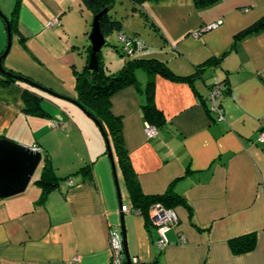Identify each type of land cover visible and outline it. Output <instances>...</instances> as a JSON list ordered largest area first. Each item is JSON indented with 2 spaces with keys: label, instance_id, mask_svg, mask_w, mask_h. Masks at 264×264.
<instances>
[{
  "label": "crops",
  "instance_id": "crops-1",
  "mask_svg": "<svg viewBox=\"0 0 264 264\" xmlns=\"http://www.w3.org/2000/svg\"><path fill=\"white\" fill-rule=\"evenodd\" d=\"M15 1L0 0L8 19ZM139 8L166 44L165 49L140 50L136 40L134 59L157 58L182 77L212 61L194 86L155 76L154 101L163 120L156 124L154 139L147 140L144 133L149 80L144 70L136 72L139 88L124 87L111 98L110 110L121 120L124 149L142 193L161 196L171 188L183 199L173 207L177 221L166 234L167 245L158 247L150 212L146 218L134 210L111 137L107 134L126 213H121L97 125L72 103L18 81L0 84V139L39 150L60 180L43 201L39 178L32 185L35 176L25 193L0 198V264H70L76 257L79 264H111L110 232L123 242L121 214L132 261L264 264V142L259 141L264 131V30L231 48L238 33L264 16V0H220L201 9L193 0H162ZM83 13L79 0H21L18 31L12 34L4 68L77 101L76 72L87 66L90 53ZM54 20L58 23L49 26ZM123 25V33L134 37L135 30ZM7 44L0 17V57ZM216 81L230 88L221 102L222 122L207 112L204 102ZM25 90L42 98L47 115L25 111ZM53 122L64 128H54ZM42 169L43 161L39 176ZM249 234L256 235V248L234 255L229 241Z\"/></svg>",
  "mask_w": 264,
  "mask_h": 264
},
{
  "label": "trees",
  "instance_id": "trees-1",
  "mask_svg": "<svg viewBox=\"0 0 264 264\" xmlns=\"http://www.w3.org/2000/svg\"><path fill=\"white\" fill-rule=\"evenodd\" d=\"M150 1L159 2L162 0H129V2H131L132 12L138 11L139 9H141L139 7H141L144 3ZM193 1L195 5L201 9L212 7L216 5L220 0ZM116 2L117 0H79L82 11H90L93 17L104 9H109V13L104 15L100 21V27L103 35L108 38L114 32H118V36L124 35L128 39L132 40L133 44L135 43L133 47L136 48V39L133 38V36H128L123 33V22L118 20V18H116V16H114V14L112 13ZM20 4L21 0L15 1L12 18L9 19L12 34L18 31L17 15ZM262 30H264V16L247 29L238 33L234 38V43L231 48H234L236 42H238L239 40H242L252 34L259 33ZM115 48L122 55H127V53L123 50L121 43L120 49L117 47ZM98 59L99 68L97 72H91L88 70L87 66L89 63V55L87 57V66L84 68V70L82 72H76L77 92L79 94V98L77 101L83 107H85L87 111L95 116V118L101 123L104 131L111 137V141L114 142V150L119 157V163L125 177L126 186L130 195V199L133 203L134 210L139 211L140 214L146 218H149L148 215L150 209L155 203H161L164 207L173 210L174 205L183 202L182 197L174 193L173 189L170 188L164 195L161 196H145L142 193L137 175L131 165L129 155L124 149V143L121 134V120L120 118L113 116L110 110L111 98L114 94H116L120 89L124 87L134 86L136 88H139V81L137 79L136 72L138 70H144L149 77L147 87L145 88L146 101L143 106L145 118L149 124L158 128L156 124L162 122L163 115L161 111L158 110L154 101L153 88L155 76L158 74L163 75L165 77L171 78L172 80L184 81L194 86L195 81L202 78L203 72L206 69V65L210 64L212 61L207 62L201 67H198L195 75L182 77L175 75L170 70L167 63L157 58L133 59L130 62H127V64L118 72L109 71L105 67L104 62L100 60V54L98 55ZM220 60L221 58H218L216 59V62L214 61L216 67L219 65L218 62ZM6 72H9L15 76H20L16 73H13L12 71L6 70ZM16 82H18V80L12 79L10 76L0 73L1 85ZM220 83L225 85L224 95H227L230 92V88L224 82ZM212 86L213 85L210 86L209 90ZM22 96L25 102V111L28 114L47 115L42 106L43 101L41 97L27 90L23 92ZM207 99L204 101L206 104V110L215 119V116L212 115L209 110ZM59 180L60 178L56 176L55 170L52 167L51 163L46 158H44L42 173L39 179L36 181V183L39 184V186L43 190L41 196L42 201L52 189L57 187ZM256 245L257 239L255 234H249L229 241V246L234 255L250 253L256 248ZM124 264H127L126 259L124 260Z\"/></svg>",
  "mask_w": 264,
  "mask_h": 264
},
{
  "label": "water",
  "instance_id": "water-1",
  "mask_svg": "<svg viewBox=\"0 0 264 264\" xmlns=\"http://www.w3.org/2000/svg\"><path fill=\"white\" fill-rule=\"evenodd\" d=\"M108 13H109V9H104L103 11L95 15L92 19L91 30L88 36V41L90 44V54H89V63L87 66L88 70L91 72L98 71L99 68L98 55L105 47L109 45L107 38L103 35L100 27L101 19L103 18L104 15ZM0 17L6 24V30L8 35L7 48L3 53V55L0 57V73L8 75L12 79L18 80L20 82H24L29 86L38 89L40 91H43L51 96L72 103L97 125L106 144L108 157L112 165L117 193L119 196V204L120 206H122L121 191L117 177V169L114 161L112 145L101 123L95 118V116L92 113L87 111L85 107H83L78 101L57 95L53 91L46 89L41 85L31 81L30 79L24 78L23 76H15L9 72H6L3 66V61L5 60L11 48L12 29L8 17L5 16L1 12V10H0ZM42 161H43V155L39 150L22 146L9 139H5V138L0 139V198L8 199L25 193L27 188L31 184L37 170L39 169ZM121 231H122V240L125 251V258L127 264H132V260L127 246L124 214H121Z\"/></svg>",
  "mask_w": 264,
  "mask_h": 264
},
{
  "label": "built area",
  "instance_id": "built-area-1",
  "mask_svg": "<svg viewBox=\"0 0 264 264\" xmlns=\"http://www.w3.org/2000/svg\"><path fill=\"white\" fill-rule=\"evenodd\" d=\"M58 21L54 20L49 23V26L57 24ZM219 23H214L208 25L203 29V31L211 30L218 27ZM201 32L194 33L193 36L198 38ZM118 39L122 45L123 50L127 55H132L136 48L132 40L128 39L124 35L118 36ZM136 47V45H135ZM225 85L220 82H215L211 89L209 90L207 104L212 115L215 116L217 122H222L224 120L225 111L222 108L221 102L224 95ZM52 126L57 129H63L64 125L58 122H53ZM144 133L147 140L154 139L158 136L159 130L155 126L146 123L144 127ZM259 141L264 142V131L259 136ZM129 208L125 205L121 207V213H126ZM150 218L152 223L157 229L159 239L157 245L159 248H163L167 245L166 234L170 231L176 224V215L172 209L164 207L161 203H155L150 209ZM110 249H111V264H124L125 251L124 245L119 236L115 235L113 231L110 232ZM80 259L78 257L74 258L70 264H79ZM132 264H141L138 261H132Z\"/></svg>",
  "mask_w": 264,
  "mask_h": 264
},
{
  "label": "rangeland",
  "instance_id": "rangeland-1",
  "mask_svg": "<svg viewBox=\"0 0 264 264\" xmlns=\"http://www.w3.org/2000/svg\"><path fill=\"white\" fill-rule=\"evenodd\" d=\"M131 12L132 7L129 0H117L115 7L112 10L114 16H116L118 20L122 21L128 30H135L136 33L134 34L133 38L138 40V48H140V50H147L148 48H153V46H156L157 48H160V46H162V48H164L166 44L165 41L162 39V37L159 36L160 34L157 30L154 29V27H152L150 22L145 20V18L142 16V12L139 10L133 14H131ZM83 14L86 31L90 32L93 16L88 10H85ZM128 14L129 16H127ZM144 21H146V23ZM118 35V32H114L113 34H111L107 38L109 45L105 47L100 53V60L103 61L108 68L112 70L114 69V72H118V70H121L122 66L126 65V61L130 62L134 59V54L122 55L118 50H116L115 47L120 49ZM86 38L87 37H83L81 42H85ZM160 39L162 40V42ZM137 49L135 51H137ZM153 52L155 55H164L159 51ZM40 94L45 95L42 92H40ZM38 173L39 172H37V174L35 175V179L33 180L32 185H34L35 181L40 177Z\"/></svg>",
  "mask_w": 264,
  "mask_h": 264
}]
</instances>
